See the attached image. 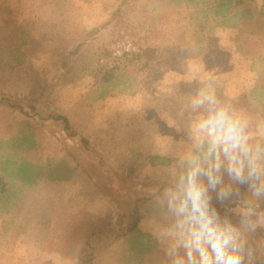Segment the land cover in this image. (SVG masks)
Wrapping results in <instances>:
<instances>
[{"label": "rangeland", "instance_id": "1", "mask_svg": "<svg viewBox=\"0 0 264 264\" xmlns=\"http://www.w3.org/2000/svg\"><path fill=\"white\" fill-rule=\"evenodd\" d=\"M181 1L0 0V99L8 102L0 103V169L24 168L34 177L27 196L19 181L0 194V264H75L86 236L115 223L117 206L109 208L106 194L121 208L139 199L143 236L112 248L103 264H203L186 251L197 250L194 233L216 264L202 224L231 237L226 256L264 264V212L229 227L200 221L206 203L264 202V81L249 71L252 59L264 58V4L246 1L263 18L245 28L207 22L199 29L200 8ZM134 55L144 68L139 76L116 63ZM115 67L122 72L113 83L123 93L107 90L86 105ZM217 109L241 123L240 144L221 142L222 128L213 135L201 127ZM60 118L96 154L69 139ZM203 142L216 147L220 162L189 165L190 149ZM152 155L178 161L152 166ZM11 217L25 219L23 236Z\"/></svg>", "mask_w": 264, "mask_h": 264}, {"label": "trees", "instance_id": "2", "mask_svg": "<svg viewBox=\"0 0 264 264\" xmlns=\"http://www.w3.org/2000/svg\"><path fill=\"white\" fill-rule=\"evenodd\" d=\"M246 1L247 0H182L181 3L187 8H191L193 5L200 8L196 12L199 29H204V24L207 22H211L210 24L214 23V27H223L226 29L234 30L249 26V24H251L252 22H256L263 15L262 13H260L258 14V16H256L252 7L246 5ZM261 3L264 4V0H261ZM119 11L120 10L118 9L116 11V14L119 13ZM83 47L84 46H82V48ZM116 63H119V65L126 67L127 71L134 76H139L141 73H143L144 68L138 64L136 56L131 58L127 57L123 60L118 59L116 60ZM8 66L11 68L13 65L10 64ZM115 68L116 70L110 71L108 76H105L101 79V85L99 86L97 91L92 93L90 99L87 101V103H85L86 105L92 106L95 102L104 99L105 92L107 90H115L117 92L123 93L124 87H119L118 89L114 86L113 83V79L116 78L119 72H122L119 71V67ZM249 71L256 77L257 80L264 81V58L258 57L252 59L249 64ZM210 89H212V86ZM207 90L208 89L205 88L202 93ZM250 97L253 99H257L259 98V95L258 93L251 92ZM5 100L6 97L0 99L1 105H3L4 103L8 104V102H4ZM167 104L168 102L164 103V108H169V105L167 106ZM170 107H172V105ZM168 111L166 110V112ZM172 112L177 113L175 108H173ZM174 113L172 114V119L176 121V119L174 118ZM58 120L62 121L63 130L66 132V136L69 139L78 138L80 140L82 149L86 153L96 154L89 146L88 139L85 136L75 132L66 119L60 118ZM135 134L137 136H140V132H135ZM182 137L185 138L184 134L182 135ZM176 142L177 144H180L179 140H176ZM182 145H179V149L182 148ZM218 152L219 151L216 149V147L208 142H203L200 145H193V148L190 149L191 158L187 161V163L189 165H194L200 164L202 162L212 161L213 159L217 158ZM176 161H178V159H170L160 155H152L150 157V164L152 166H169ZM2 170V174H0V194L2 195L8 192V187L12 183V181H19L22 186L21 189H23L22 191H24L25 188H29L34 183L33 175L26 171L24 168L4 166ZM162 187L167 188L168 186L163 185ZM108 191L113 193V189H111V187L108 188ZM106 195V197L110 199V203L108 205L109 208L113 207L112 204H116L117 206L115 208L113 207L114 209L112 212V214H114L115 223L107 227L95 229L87 236L79 253L76 264H103V257L112 248L119 245L125 239L131 241L143 236L140 231L142 213L141 205H139V199L135 200V202H129L126 207L121 208V202L117 201L118 198L116 196L112 197L108 194ZM14 196L16 197V195ZM261 198L262 196L259 197V199ZM182 204L184 205V207H186L190 203ZM245 207L249 212L242 213V209H246ZM117 208L120 209V213L118 214L115 210ZM201 209L203 214L205 215L200 219L201 222L208 224L210 223V225L212 223H222L229 227L238 225L242 222H249L250 220H258L261 217V212H264V202L261 203V205L253 206L251 208L246 205V203L227 205L221 202H211L201 206ZM243 214H248V216L244 217L245 215ZM184 250V248L180 247V249H178L177 251H181L182 253ZM186 251H188L190 259H193L194 257L203 259L202 256L197 254L200 252L195 249L186 247ZM158 252L159 251H156V253ZM149 262L150 261H146L145 263L141 262V264H147Z\"/></svg>", "mask_w": 264, "mask_h": 264}, {"label": "clouds", "instance_id": "3", "mask_svg": "<svg viewBox=\"0 0 264 264\" xmlns=\"http://www.w3.org/2000/svg\"><path fill=\"white\" fill-rule=\"evenodd\" d=\"M210 104H215L213 97L206 98ZM205 124L210 126V132L213 135H216L217 128H222L220 136L218 137L221 142L227 143L231 141L233 145L240 144L244 139L241 136L242 128L238 121L232 120L227 116V113L223 109H217L210 117V119L201 127H204ZM227 151V149H225ZM236 175H242V166H238L235 169ZM199 192H196L193 196L194 207H199ZM203 216V212H201ZM202 229H206L207 242L211 246L216 257V264H241V258L238 255H225L224 249L230 243L231 237L223 232L217 233L214 229L207 227L206 224H202ZM231 231V230H230ZM196 236V246L197 250L200 251L203 258V264H212V261L208 258L205 250L200 246L201 245V234L194 233Z\"/></svg>", "mask_w": 264, "mask_h": 264}, {"label": "crops", "instance_id": "4", "mask_svg": "<svg viewBox=\"0 0 264 264\" xmlns=\"http://www.w3.org/2000/svg\"><path fill=\"white\" fill-rule=\"evenodd\" d=\"M249 98L251 99V97H250V93H249ZM77 139H78V138L73 139V140H77ZM229 153H230V152H229ZM229 153H228V154H229ZM248 153H249V152H248ZM72 157H73V155H72ZM217 159H219V154L217 155V158H215V159L212 160V162H213V161H214V162H220V160H217ZM209 162H211V161H209ZM230 165H231V164H227V165L224 166V168H226V169H230V168H232ZM76 168H77V171H78V172H80V170H83V171H82L83 174L87 173L86 168H82V169H80L79 167H76ZM0 171H3V170L0 169ZM78 172H77V173H78ZM32 173H33V172H32ZM53 184H58V181L53 182ZM33 185H34V184H32L29 188H25V189H24V190H26V195H24V196H27L28 192H30V189L33 188ZM13 196H14V195H13ZM20 196H21V198H24L23 195H20ZM24 199H25V198H24ZM8 220L10 221L11 224H16L18 227H20V230H21V226L23 227L24 222H25V219H22V221H21V220H20V221H17L14 217L9 218ZM96 228L98 229V227H96ZM94 229H95V228H94ZM20 230H18V233H16V237H17V238L21 236V234H20ZM21 231H22V236H23V230H21ZM91 232H92V231H91ZM91 232H90V233H91ZM90 233H89V234H90ZM89 234H88V235H89ZM88 235H87V236H88ZM87 236H86V238H87ZM86 238H85V240H86ZM85 240L83 241V243L85 242ZM83 243H82L81 247H78V248L76 247V248H75L74 253L77 254L78 256H79V253H80V251H81V249H82ZM154 250H155V249H154ZM154 250H153V251H154ZM10 251H11V250H10ZM10 251H9V252H10ZM78 256H77V260H78ZM77 260H76V263H77ZM76 263H75V264H76Z\"/></svg>", "mask_w": 264, "mask_h": 264}, {"label": "built area", "instance_id": "5", "mask_svg": "<svg viewBox=\"0 0 264 264\" xmlns=\"http://www.w3.org/2000/svg\"><path fill=\"white\" fill-rule=\"evenodd\" d=\"M129 48H130V47L128 46L126 50H129ZM134 49H135V48H133V50H134Z\"/></svg>", "mask_w": 264, "mask_h": 264}]
</instances>
